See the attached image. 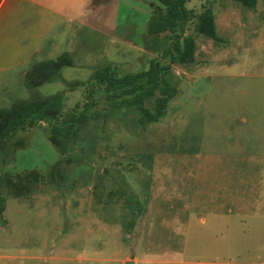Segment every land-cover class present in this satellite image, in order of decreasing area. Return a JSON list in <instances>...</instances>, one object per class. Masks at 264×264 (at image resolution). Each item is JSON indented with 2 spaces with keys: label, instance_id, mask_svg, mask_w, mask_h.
Returning a JSON list of instances; mask_svg holds the SVG:
<instances>
[{
  "label": "rangeland",
  "instance_id": "374dc122",
  "mask_svg": "<svg viewBox=\"0 0 264 264\" xmlns=\"http://www.w3.org/2000/svg\"><path fill=\"white\" fill-rule=\"evenodd\" d=\"M151 3L159 4L84 0L72 25L67 9L55 13L28 2L27 41L15 23L0 35V68L6 67L0 107L62 92L65 111L87 101V85L73 89L68 81H86L106 64L120 73L146 69L152 58L167 64L163 51L180 33L196 44L193 64H170L177 94L157 121L140 125L136 109L122 108L91 120L64 155L48 139L47 123L17 131L0 149V264H264V201L256 199L264 161L247 169L246 183L228 184L223 175L229 115L247 112L252 101L264 113V0L251 8L235 0H188L194 16L159 35L147 33ZM208 8L216 42L194 29L196 15ZM63 52L74 65L62 68V79L25 86L24 71ZM94 89L101 107L103 92ZM262 131L254 130L251 142L242 134L240 144L252 148L261 138L263 155ZM58 159L61 176L52 179ZM116 177L142 209L131 229Z\"/></svg>",
  "mask_w": 264,
  "mask_h": 264
},
{
  "label": "trees",
  "instance_id": "16d2710c",
  "mask_svg": "<svg viewBox=\"0 0 264 264\" xmlns=\"http://www.w3.org/2000/svg\"><path fill=\"white\" fill-rule=\"evenodd\" d=\"M253 7L256 0H235ZM153 6L151 17L147 24L149 35H159L174 30L178 24H184L194 15L187 7L188 0H158ZM196 32L213 41H219L216 23L211 9H205L196 15L194 25ZM196 44L193 36L180 33L175 35L171 45L163 51V56L169 63L162 64L152 58L146 69L134 72L120 73L110 64L94 69L86 81L72 80L67 85L70 88L87 85V101L81 109L64 110L63 93L57 92L43 96L33 94L29 98L17 99L8 107H0V149H4L8 141L17 131L47 123V137L57 151L64 155L71 141L79 136L80 131L93 119H105L115 115L122 108H133L138 111V123L155 122L163 117L169 101L177 94L176 87L170 80V64H193ZM74 65L69 52H63L52 59L33 63L24 73V83L28 89H34L45 82L62 79L61 70L65 66ZM98 88L103 92V103L100 106L92 98ZM17 147L23 141L15 142ZM75 160L68 157L66 162ZM63 163L58 159L51 167L50 175L54 179L61 176L59 167ZM120 190L129 208L127 228L131 229L135 217L142 211L137 196L130 190L122 177H116ZM4 211V197L0 194V214Z\"/></svg>",
  "mask_w": 264,
  "mask_h": 264
},
{
  "label": "crops",
  "instance_id": "0c3cea01",
  "mask_svg": "<svg viewBox=\"0 0 264 264\" xmlns=\"http://www.w3.org/2000/svg\"><path fill=\"white\" fill-rule=\"evenodd\" d=\"M28 2L39 6L55 9L56 12H61L67 9L71 19H67L66 22L73 23L77 20L79 14H77V9L84 5V0H0V35L10 32V28L13 23L18 24L20 28V39H24L26 42L28 38V19H27V5ZM79 18H83L82 15ZM54 23L51 22V25ZM6 67H1L0 71H4ZM26 71H24L25 73ZM245 92L251 94L253 92L252 88L246 87ZM251 96V95H250ZM252 97V96H251ZM249 99V98H248ZM247 99V100H248ZM242 127L244 131L242 132ZM254 130H258L257 135L260 132L263 133L264 130V113H262L257 106H255L254 101L247 112L245 113H234L229 115L228 121V134H229V145L227 151V163L225 167L227 169L226 173H223L227 178L228 184H236L237 181L247 182L249 179L246 178L249 173L248 168L254 167L260 169L264 161V154H257L259 151V145H261V138L254 141L255 147L249 148L240 144V136L245 134V141L253 140L251 134ZM219 162H223L218 160ZM222 166V165H221ZM264 168V166H263ZM237 176L240 178L237 179ZM243 178V179H242ZM232 186V185H231ZM256 199L259 201H264V174L260 173L257 177V190ZM244 209V207L242 208Z\"/></svg>",
  "mask_w": 264,
  "mask_h": 264
}]
</instances>
